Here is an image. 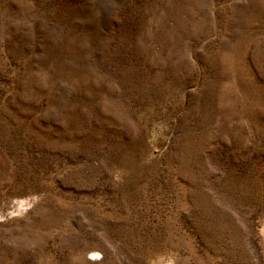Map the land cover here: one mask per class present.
Masks as SVG:
<instances>
[{"label":"rangeland","instance_id":"374dc122","mask_svg":"<svg viewBox=\"0 0 264 264\" xmlns=\"http://www.w3.org/2000/svg\"><path fill=\"white\" fill-rule=\"evenodd\" d=\"M0 264H264V0H0Z\"/></svg>","mask_w":264,"mask_h":264},{"label":"bare ground","instance_id":"6f19581e","mask_svg":"<svg viewBox=\"0 0 264 264\" xmlns=\"http://www.w3.org/2000/svg\"><path fill=\"white\" fill-rule=\"evenodd\" d=\"M87 253H88V255L92 256L93 258H96V257L99 256V254L96 253V252H94V251H88ZM98 258H99V257H98ZM98 258H97V259H98Z\"/></svg>","mask_w":264,"mask_h":264}]
</instances>
